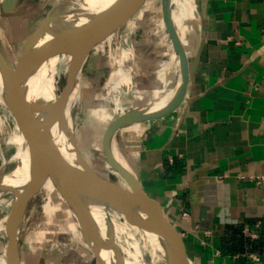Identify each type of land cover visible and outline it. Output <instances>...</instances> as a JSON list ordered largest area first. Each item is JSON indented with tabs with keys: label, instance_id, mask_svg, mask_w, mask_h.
<instances>
[{
	"label": "crops",
	"instance_id": "crops-1",
	"mask_svg": "<svg viewBox=\"0 0 264 264\" xmlns=\"http://www.w3.org/2000/svg\"><path fill=\"white\" fill-rule=\"evenodd\" d=\"M188 3L174 8L189 63L204 43L184 96L123 125L115 151L193 264H264V0H207L205 20L198 0ZM167 54L164 67L153 54L135 58L136 89L122 111L174 94L178 61Z\"/></svg>",
	"mask_w": 264,
	"mask_h": 264
},
{
	"label": "rangeland",
	"instance_id": "rangeland-1",
	"mask_svg": "<svg viewBox=\"0 0 264 264\" xmlns=\"http://www.w3.org/2000/svg\"><path fill=\"white\" fill-rule=\"evenodd\" d=\"M59 1L61 0L30 2L17 15H3L0 11V50L13 66H18L20 51L28 36L37 29L48 8ZM134 6L133 15L121 35L116 71L113 70L116 61V28L123 17L124 7L107 20L101 39L85 61L81 70L78 97L69 108L68 119L79 151L87 163L102 176L120 184L122 181L119 175L108 166L101 147L103 131L111 117L128 107V102L133 100L136 89L133 73L135 58L143 52L153 54L165 60L162 64L164 67L170 54L163 55V52L174 53L165 26L159 25V20L162 19L160 0H135ZM58 44L59 38H55L46 54V62L53 68V86L57 96L68 79L74 56L72 47L61 48ZM65 57L69 58L67 63L60 65L56 72L58 59ZM160 74V87L166 88L168 82L161 80ZM32 78L39 84L37 73ZM30 92L38 104L33 84ZM8 114L0 106V117L3 119V123L0 122V169L2 167L5 173L14 168L22 151L19 148L20 141L14 138L13 133L16 132L19 138H23L25 144L29 136L26 133L29 132L28 128L22 132L15 130V122ZM13 187L17 189L18 186ZM14 193L15 190H12L0 199V224L5 223L13 208L9 202L14 198ZM61 201L50 179L42 175L27 204L19 230L21 264H94L92 252L82 239L76 218ZM119 222L126 232L129 244V249L124 250V254L133 253V231L128 229L122 218ZM7 243V233L0 232V264H7L5 255L2 254ZM161 263L164 264L163 261L156 264Z\"/></svg>",
	"mask_w": 264,
	"mask_h": 264
},
{
	"label": "water",
	"instance_id": "water-1",
	"mask_svg": "<svg viewBox=\"0 0 264 264\" xmlns=\"http://www.w3.org/2000/svg\"><path fill=\"white\" fill-rule=\"evenodd\" d=\"M134 1L135 0H116L105 10L89 18L85 24L73 26L72 24H65V18L58 12L60 7H65L64 4L69 2V0H61L48 8L37 29L26 39L20 51V61L17 67L13 66L6 55L0 50V82L2 94L8 101L22 109L30 117L31 123L29 127L31 128V132L26 133L32 134L34 138V144L27 146L29 176L21 193H18V190L13 186L2 182V176L10 174L17 169L18 161L14 168L6 173L3 172L2 167L0 169V196L15 190V202L12 204L13 208L9 213V215L12 216L11 227L7 232L11 252L9 255L7 253L4 254L7 264H21L19 230L23 222L27 204L42 175H46L55 185L57 191L67 202L69 208L77 218L82 239L92 252L94 264H107L101 259V252L103 250L110 251L111 246L109 242H103L99 238L98 231L94 228L89 214L87 201L90 203L102 204L108 209L112 208L118 213L126 215L137 226L155 234L163 250L164 264H187L188 259L179 250L166 224L163 212L144 194L141 184L133 171L126 170L117 162L112 150L116 132L123 125L133 121L159 117L175 108L182 100L187 83L199 63L204 39L202 36L200 37L193 60L189 63L185 47L172 24L169 0H160V7L161 17L165 23V30L178 61L180 79L176 91L163 106L157 109L153 110L150 108L153 104H149L121 111L106 125L101 137V147L108 166L119 175L122 184L106 178L95 171L85 161L75 143L74 134L66 122V109L62 108V96L65 95L71 83V68L68 79L61 89L59 97L54 102L47 105L33 104L26 98L25 83L31 74L39 67L40 62L46 59L47 50L55 38H59L61 33L67 30L87 26L101 17L105 19V31V24L110 16L124 7L123 17L116 28V61L113 65V70L116 71L119 62L121 35L133 15L135 7ZM30 2L35 3L36 0H1L0 11L3 15H17L23 11ZM206 7L207 0H198V15L201 20H205L206 18ZM103 33L94 39L88 50H86L83 61L79 67L80 74L89 53L99 42ZM45 36L47 37L46 40L41 42ZM39 42H41V44H39ZM54 125L59 126L62 132L71 140L76 155L74 164L67 162L55 145L51 135V128ZM49 150H53L58 154L63 168L75 187L74 197L70 199L63 194L60 185L54 181V178L44 168L45 156ZM19 200L21 201L20 204ZM108 264L120 263L115 259L111 260Z\"/></svg>",
	"mask_w": 264,
	"mask_h": 264
},
{
	"label": "bare ground",
	"instance_id": "bare-ground-1",
	"mask_svg": "<svg viewBox=\"0 0 264 264\" xmlns=\"http://www.w3.org/2000/svg\"><path fill=\"white\" fill-rule=\"evenodd\" d=\"M114 1L115 0H69L68 3L64 4L65 7L59 8L58 12L62 17L65 18V24L80 26L85 24L89 20V18H91L95 14L108 8L111 4H113ZM188 1L189 0H169L171 20L176 33L178 32V26L181 20L179 18V15L177 14L176 9L174 8V4H179L181 2L187 4ZM160 11H161V7H160ZM104 23H105V19L104 17H101L87 26H82L67 30L61 33L59 37V44H58L59 47L65 48L67 46H70L73 48V53H74L73 61L71 64V70H72L71 83L68 86L65 95L62 96L63 99L62 108L66 109L65 118L71 131L72 128L70 126L72 125H70L68 120L70 113L69 108L71 104L77 99L80 89L81 74L79 71V67L83 61V56L86 50H88L91 42L97 37H99L100 34L102 33L104 28ZM159 25L162 27L165 26L163 19L159 20ZM46 38L47 37L45 36L44 39L41 40V42L46 40ZM41 42H39V44H41ZM171 49L172 51H174L173 46ZM172 56L176 58L175 51ZM68 59H69L68 57L58 59L56 72L59 71L60 65H64L67 63ZM36 73L39 78V84L37 83L36 79L32 78L33 75H35ZM31 84L34 85L35 90L37 92L38 104L47 105L54 102L59 97L57 96L53 86L52 65L49 66L46 62V59L40 62L39 67L31 74V76L27 79L25 83V93L27 100L30 103L36 104L35 98L33 97L32 92H30ZM172 96H170V98ZM170 98H167L166 100L160 101L158 103H154L150 108H152L153 110L157 109L163 106ZM0 106L3 107L9 113L8 115H10L14 120L15 122L14 126L17 132H22L26 130V128H28L29 132H31V128L29 127L31 123L30 117L22 109L16 107L14 104L8 101L7 98L2 94L1 82H0ZM2 120L3 119H1L0 117V122H2ZM51 135L62 157L67 162L74 164L76 160L75 157L76 155L74 152L73 144L71 143L69 137L66 136L62 132L61 128L57 125H54L51 128ZM13 136L15 139L20 141L19 148H21L22 151L17 157L18 159L17 169H15L10 174L2 176V182L4 184H8L11 186H18L17 187L18 193H21L25 187V184L29 176L27 146L28 145L31 146L34 144V138L32 134H29L25 144L23 138H19L16 132L13 133ZM75 143L77 145L76 140ZM24 144L25 146L23 149ZM112 150H113V155L117 160V162L126 170L131 171L125 164L121 162L118 155L116 154L115 151L116 148L114 146V142L112 144ZM44 168L54 178V181H56V183L60 185V189L64 195L69 197V199L74 197L75 187L71 183L67 172L63 168L59 160L58 154L53 150H49V152L45 156ZM58 194L60 196V199L62 200L61 202L65 204L69 212H71L74 215V213L69 208L67 202L63 199L61 194L59 192ZM1 198L2 196H0V199ZM14 202H15V198H13L11 202H9V204H13ZM20 203L21 201L19 200V204ZM87 207L94 228L97 229L98 231L99 238L103 242L110 243L111 250L110 251L103 250L101 252V259L104 260L107 264L111 260H115V259H117L120 264H156L158 261H163V250L160 241L155 234L150 233L144 228L137 226L126 215L122 213H118L116 210H113L112 208L108 209L102 204H97V203L95 204L87 201ZM11 218L12 216L8 215L5 223L0 224V232L7 233L9 231L11 227ZM120 218L126 221L128 225L126 226L128 227V229L130 231H133L132 234L133 239L131 243L133 247V253L128 252L126 255L124 254V250L129 249V244L127 241L126 232L122 227L121 223L119 222ZM76 222L79 228V223L77 218H76ZM4 247H5V252L3 251L2 254L4 255L5 253H7L9 255L11 252L9 243H7L6 246ZM187 264H193V263L190 260H187Z\"/></svg>",
	"mask_w": 264,
	"mask_h": 264
}]
</instances>
